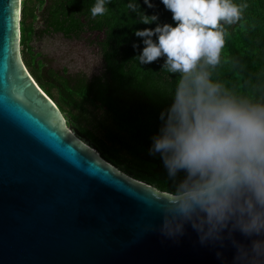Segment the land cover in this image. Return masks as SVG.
<instances>
[{"label":"water","instance_id":"water-1","mask_svg":"<svg viewBox=\"0 0 264 264\" xmlns=\"http://www.w3.org/2000/svg\"><path fill=\"white\" fill-rule=\"evenodd\" d=\"M20 18L21 0H0V264H233L230 240L202 245L190 225L164 236L144 200L165 191L67 128L22 60Z\"/></svg>","mask_w":264,"mask_h":264},{"label":"clouds","instance_id":"clouds-1","mask_svg":"<svg viewBox=\"0 0 264 264\" xmlns=\"http://www.w3.org/2000/svg\"><path fill=\"white\" fill-rule=\"evenodd\" d=\"M144 3L155 7L151 0ZM162 3L175 26L157 23L154 29L135 30L144 47L133 59L147 65L164 57L161 70L178 74L149 150L160 154L175 188L152 192L144 202L163 214L164 236H182L190 225L202 245L223 247L230 240L233 264H264V97L238 94L213 79L226 44L225 25L237 24L248 4ZM105 5L106 0H96L92 17L103 16ZM126 8L139 15V23L159 21L158 14L148 15L135 3ZM180 172L185 176L177 182ZM237 232L250 242L237 240Z\"/></svg>","mask_w":264,"mask_h":264},{"label":"trees","instance_id":"trees-1","mask_svg":"<svg viewBox=\"0 0 264 264\" xmlns=\"http://www.w3.org/2000/svg\"><path fill=\"white\" fill-rule=\"evenodd\" d=\"M28 0L21 2L20 53L22 60L40 88L55 102L66 125L100 157L129 176L155 186L161 191L174 190L160 154L150 155L152 137L159 132L163 111L170 103L178 74L161 70L165 58L141 65L133 59L144 47L135 30L155 28L157 23L172 24V13L162 0H106L107 12L93 18L96 0ZM247 3L242 19L225 25L226 44L221 63L213 79L238 94L264 97V0H234ZM128 3L141 6L148 15L158 14L153 24L139 23V15L126 8ZM41 16L44 27L35 29ZM84 18L87 28L105 31L98 44L102 67L92 76L83 72L68 74L45 66L30 42L34 35L61 32L67 38L78 37ZM155 40V37H153ZM138 44V48L133 45ZM185 176L180 172L179 182Z\"/></svg>","mask_w":264,"mask_h":264},{"label":"rangeland","instance_id":"rangeland-1","mask_svg":"<svg viewBox=\"0 0 264 264\" xmlns=\"http://www.w3.org/2000/svg\"><path fill=\"white\" fill-rule=\"evenodd\" d=\"M27 3L28 6H31L33 0H28ZM34 25L35 29L41 27L40 16L36 19ZM30 45L34 52L40 54L39 58L43 59L46 67L57 71L62 72L65 69L68 74L83 72L90 76L98 73L102 67L101 56L95 52L93 45H90L85 37L68 39L60 35H34ZM19 49H21V46H19ZM64 122L66 124L65 118ZM67 128L69 129L68 126Z\"/></svg>","mask_w":264,"mask_h":264},{"label":"flooded vegetation","instance_id":"flooded-vegetation-1","mask_svg":"<svg viewBox=\"0 0 264 264\" xmlns=\"http://www.w3.org/2000/svg\"><path fill=\"white\" fill-rule=\"evenodd\" d=\"M80 19H81V23L84 24L85 26H82V28L80 29V32L78 34V37H72V38L76 39V38H79V37H85L86 40H88L90 42V45H93L95 52L98 53L101 56L100 46H99L98 42L101 39L105 38V36H106L104 29L103 30H99V29H90V28H87V26L85 24V23H87L86 20L84 18H80ZM40 23H41V28H43L44 27L43 26L44 25V20H43V18L41 16H40ZM49 35H56V36L57 35H60L63 38H67L61 32L44 33L43 34V36H49ZM68 39H70V38H68ZM42 61H43V59H42ZM92 75H90V76H92Z\"/></svg>","mask_w":264,"mask_h":264},{"label":"snow or ice","instance_id":"snow-or-ice-1","mask_svg":"<svg viewBox=\"0 0 264 264\" xmlns=\"http://www.w3.org/2000/svg\"><path fill=\"white\" fill-rule=\"evenodd\" d=\"M16 17H17V20L19 19V11L17 10L16 12Z\"/></svg>","mask_w":264,"mask_h":264}]
</instances>
